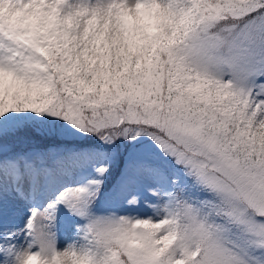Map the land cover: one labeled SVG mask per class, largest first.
<instances>
[{"label":"snow or ice","instance_id":"obj_1","mask_svg":"<svg viewBox=\"0 0 264 264\" xmlns=\"http://www.w3.org/2000/svg\"><path fill=\"white\" fill-rule=\"evenodd\" d=\"M0 264H264V0H0Z\"/></svg>","mask_w":264,"mask_h":264},{"label":"rangeland","instance_id":"obj_2","mask_svg":"<svg viewBox=\"0 0 264 264\" xmlns=\"http://www.w3.org/2000/svg\"><path fill=\"white\" fill-rule=\"evenodd\" d=\"M222 71L224 72V74H225V78L227 79V78H229V75H231V70L230 69H227V68H224V69H222ZM66 211V210H65ZM75 239V242L79 245L80 243H82L81 241H80V239H79V237L77 236V237H75L74 238ZM61 246V243L60 244H58V247H60Z\"/></svg>","mask_w":264,"mask_h":264},{"label":"bare ground","instance_id":"obj_3","mask_svg":"<svg viewBox=\"0 0 264 264\" xmlns=\"http://www.w3.org/2000/svg\"><path fill=\"white\" fill-rule=\"evenodd\" d=\"M63 240L66 242L67 241V237H64ZM60 247H63V243H61Z\"/></svg>","mask_w":264,"mask_h":264},{"label":"trees","instance_id":"obj_4","mask_svg":"<svg viewBox=\"0 0 264 264\" xmlns=\"http://www.w3.org/2000/svg\"><path fill=\"white\" fill-rule=\"evenodd\" d=\"M127 143V142H126Z\"/></svg>","mask_w":264,"mask_h":264}]
</instances>
